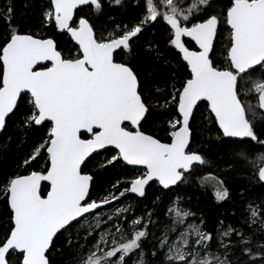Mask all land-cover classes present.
<instances>
[{
    "label": "snow or ice",
    "instance_id": "snow-or-ice-1",
    "mask_svg": "<svg viewBox=\"0 0 264 264\" xmlns=\"http://www.w3.org/2000/svg\"><path fill=\"white\" fill-rule=\"evenodd\" d=\"M104 9L105 0L42 4L39 26L63 34L65 51L23 31L10 3L0 8V134L4 148L13 140L22 148L15 170L0 172L9 209L0 264H264V191L249 199L242 190L238 222L221 216L211 227L178 192L198 168L231 170L264 153V0H144L132 25L101 22ZM158 25L187 72L168 93L179 116L163 129L167 141L144 130L157 81L149 82L133 51ZM198 121L216 132L206 142L220 152L215 163L191 147ZM94 160L104 173L121 165L140 171L93 198ZM250 178L264 190V167ZM153 185L169 199L157 196L137 213L132 201ZM214 197L221 205L231 199L222 178Z\"/></svg>",
    "mask_w": 264,
    "mask_h": 264
},
{
    "label": "trees",
    "instance_id": "trees-1",
    "mask_svg": "<svg viewBox=\"0 0 264 264\" xmlns=\"http://www.w3.org/2000/svg\"><path fill=\"white\" fill-rule=\"evenodd\" d=\"M228 0H222V3L226 4ZM1 6L4 8L7 4H11L14 9L13 16L15 17L14 23H22L23 31H29L33 34H37L40 37L46 36L53 39L62 41L65 43L64 46L69 44L68 39L61 33H59L52 26L41 28L39 26V12L42 4H46L47 0H0ZM134 1L126 3L125 8L115 9L109 8L107 6V0H105V9L104 15L100 18L101 22L113 24L120 23L121 21L124 24L132 25L136 22L139 14L143 10L144 1L140 0V6H134ZM114 17V20L109 19ZM5 24L3 20H0V33L4 31ZM168 33L164 31V28L160 25L155 27L151 32H145L138 40H136L133 51L135 53L134 63L142 70L148 74L147 79L149 82L152 80L157 81L154 85L153 93L157 99H154V117L150 122V126H145V131H149L154 135H158L162 141H167L169 138L163 129L166 127V122L173 115H177L176 108L173 103L170 102L171 97L168 96V93L173 91V85L178 86V81L182 80L186 76L187 72L184 67L183 62L180 60L178 53L169 45ZM61 43V42H60ZM158 87L161 89V92L156 93L155 88ZM165 98L168 99L169 103H165ZM156 107V108H155ZM203 108V105H201ZM198 130H202L204 133H199L196 138V143L198 151L204 153V155L213 163L216 162L217 156L220 155V152L216 148H211L209 150L207 146V141L210 137H215V130H209L211 125L208 127H199ZM5 135L0 136V172H8L15 170L14 161L18 156L22 155V148L17 146L15 140L7 144V147L4 148L5 144ZM225 160L231 159V157L225 155ZM97 163V161H92L88 165V168ZM235 168L228 170L225 169L221 172L222 179L225 181L226 186L229 188L231 193V199L224 204H217L213 199L210 193H205L206 191L201 188V186H207L214 193V186L216 183V175L203 176L200 179L192 178L193 187L188 185H182L178 190L179 193H186L190 204L198 213H203L208 221V226L211 227L218 217H225L226 221L235 222V217L231 215V212L235 211L240 217L241 214V198L239 193L242 190H248L251 195L249 198L259 196L262 189L256 187L255 182L251 180L250 176L254 172L251 168H248L249 165L246 163H238L234 161ZM208 172L211 171V167H207ZM213 169H218L213 167ZM249 169V170H248ZM220 170V169H219ZM100 172L99 175H96L95 182L91 189V195L94 198H100L105 191L111 187V184L116 182L121 177H124L128 168L124 165H121L115 169H109L107 173L102 172L99 168L95 169L94 173ZM210 173V172H209ZM211 174V173H210ZM195 177V176H194ZM198 187V188H197ZM201 188L202 190H199ZM162 196L160 190L155 185L148 187L146 190V197L139 201V206L142 207L143 204H146L149 208L152 209L153 201L155 197ZM162 199L167 202L169 197L162 196ZM240 211V212H238ZM8 215L9 209L3 203V200H0V237L3 236L4 227L8 224ZM54 259L60 261L62 258L59 253L54 255Z\"/></svg>",
    "mask_w": 264,
    "mask_h": 264
},
{
    "label": "rangeland",
    "instance_id": "rangeland-1",
    "mask_svg": "<svg viewBox=\"0 0 264 264\" xmlns=\"http://www.w3.org/2000/svg\"><path fill=\"white\" fill-rule=\"evenodd\" d=\"M131 1H134L135 2V0H126V3H128V2H131ZM144 1V0H143ZM2 4L0 3V8H3L2 6H1ZM7 6V5H6ZM5 6V7H6ZM4 7V8H5ZM84 13H81V12H79V10L77 11V16H79V15H83ZM50 26V25H49ZM49 26H47V27H49ZM105 35H106V33H105ZM41 38H51V37H46V36H43V37H41ZM53 39V38H52ZM56 42H57V44L60 46V47H62V48H64L65 49V51L67 50V48H68V46H69V44H67V46H64L65 45V43L64 42H62V41H59V40H56V39H54ZM61 42V43H60ZM221 43H227V34L225 33L224 34V36L223 37H221ZM192 44H194V42H189V47L191 48V46H192ZM168 46H170V47H172L170 44L168 45ZM173 48V47H172ZM174 49V48H173ZM177 53H178V50H176V49H174ZM178 55H179V57H180V54L178 53ZM181 60V59H180ZM182 61V60H181ZM183 62V61H182ZM183 64H184V62H183ZM186 76H187V74H186ZM186 76H184V78H186ZM154 101V100H153ZM152 101V109H154V106H153V104H154V102ZM170 102H171V100H169ZM173 105H174V107L176 108V106H175V104L173 103ZM156 108V107H155ZM176 112H177V110H176ZM177 115L179 116V113L177 112ZM178 116H176V115H173L171 118H169V120H168V122L170 121V120H174V119H176V118H178ZM168 122H166V127H168ZM199 133H204V132H202V130L200 131V130H198L197 129V132H196V135H195V137H194V143L191 145V147L194 149V150H197L198 151V146H197V143H196V138L198 137V134ZM238 161V163H246V164H248L249 165V167L248 168H252L253 170H254V172L255 171H257L260 167H263L264 166V153H256L255 155H253V156H251V157H249V159H248V161H239V160H237ZM127 168H128V171L125 173L126 175L124 176V177H121L120 178V180L118 179L117 181H119V182H121V183H124V182H126V181H129L133 176H135V175H137V174H139V171H140V169H133V168H129L128 166H126ZM99 168V162L97 161V163H94V165L93 166H91V168H88L87 169V171H91L92 173H94V171H95V169H98ZM206 169H208L207 167H204V168H198L197 170H196V172H194L193 173V177L192 178H195V179H200V178H202L203 176H211V175H216V177H218V178H222V177H220V176H222V173L223 172H221V170H219V169H213V167H211V171H207ZM209 170V169H208ZM249 170V169H248ZM195 176V177H194ZM193 180V179H192ZM116 181V182H117ZM193 182H191V185H190V183L188 184V185H190V186H192L193 187ZM156 187H158L159 188V186L158 185H155ZM185 186H187V185H185ZM195 187V186H194ZM193 187V188H194ZM198 188V187H197ZM201 188L203 189V190H205L206 192L205 193H210L211 195H212V197H213V199L215 200V197H214V193H213V191L212 190H210L207 186H201ZM201 188H199V190H202ZM44 194L46 195V192H44ZM180 195H182L184 198H185V202L191 207V210L193 211V212H195V213H197V215L199 216V214L200 213H198L195 209H193V207L191 206V204H190V200H189V198H188V196H187V194L186 193H179ZM105 195H108V189H107V191H105V194H103L102 196H100V198H102L103 196H105ZM94 198H97V197H95L94 196ZM249 199H251V198H249ZM132 203L133 204H136V212L137 213H139L140 212V209H141V206H139V203L137 204V202L136 201H132ZM143 206H146V204H143L142 205V207ZM147 208L148 209H151V208H149L148 206H147ZM105 211L106 212H110L111 211V208H106L105 209ZM238 212H240V211H238ZM131 215V214H130ZM235 217V222L233 223V224H235V223H237L238 222V220L240 219V217H238V215H236V216H234ZM160 219L161 220H164L165 219V217H164V215H161L160 216ZM227 222V221H226ZM55 255V254H54Z\"/></svg>",
    "mask_w": 264,
    "mask_h": 264
},
{
    "label": "water",
    "instance_id": "water-1",
    "mask_svg": "<svg viewBox=\"0 0 264 264\" xmlns=\"http://www.w3.org/2000/svg\"><path fill=\"white\" fill-rule=\"evenodd\" d=\"M77 11H78V10H77ZM1 135H2V134H0V136H1ZM128 167H129V168H133V166H128ZM263 167H264V166H263ZM147 189H148V188H147ZM147 189H146V190H147Z\"/></svg>",
    "mask_w": 264,
    "mask_h": 264
}]
</instances>
